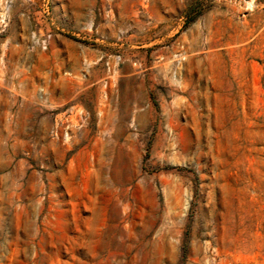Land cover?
<instances>
[{
  "label": "rangeland",
  "instance_id": "obj_1",
  "mask_svg": "<svg viewBox=\"0 0 264 264\" xmlns=\"http://www.w3.org/2000/svg\"><path fill=\"white\" fill-rule=\"evenodd\" d=\"M0 264H264V0H0Z\"/></svg>",
  "mask_w": 264,
  "mask_h": 264
},
{
  "label": "crops",
  "instance_id": "obj_2",
  "mask_svg": "<svg viewBox=\"0 0 264 264\" xmlns=\"http://www.w3.org/2000/svg\"><path fill=\"white\" fill-rule=\"evenodd\" d=\"M77 48L76 45L73 43L66 41L64 39L60 40L59 48L56 49L55 55L62 56V66L63 68L70 69V64L73 61V58L75 57V52ZM70 78L67 76L60 75L59 81H58V91H66L69 87Z\"/></svg>",
  "mask_w": 264,
  "mask_h": 264
},
{
  "label": "bare ground",
  "instance_id": "obj_3",
  "mask_svg": "<svg viewBox=\"0 0 264 264\" xmlns=\"http://www.w3.org/2000/svg\"><path fill=\"white\" fill-rule=\"evenodd\" d=\"M118 166H119V165H118ZM115 169L119 170L117 166H115ZM115 169H114V170H115ZM127 178H128V177H127ZM129 178H130V177H129ZM129 178H128V179H129ZM128 211H129V210H128ZM128 211L125 210L124 212H128ZM118 214H119V213H118V210H115L114 216H115V217H118V216L120 215V214H119V215H118ZM129 214H130V212L126 213V214H125V217L128 218V217H129ZM119 217H120V216H119ZM119 217H118V218H119ZM112 218H113V217H112ZM122 218H123V217H122Z\"/></svg>",
  "mask_w": 264,
  "mask_h": 264
},
{
  "label": "built area",
  "instance_id": "obj_4",
  "mask_svg": "<svg viewBox=\"0 0 264 264\" xmlns=\"http://www.w3.org/2000/svg\"><path fill=\"white\" fill-rule=\"evenodd\" d=\"M46 46V44H44V47Z\"/></svg>",
  "mask_w": 264,
  "mask_h": 264
}]
</instances>
